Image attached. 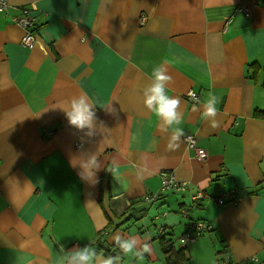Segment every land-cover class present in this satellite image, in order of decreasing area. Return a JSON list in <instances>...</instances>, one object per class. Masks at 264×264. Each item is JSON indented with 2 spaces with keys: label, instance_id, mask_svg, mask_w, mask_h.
Segmentation results:
<instances>
[{
  "label": "crops",
  "instance_id": "obj_1",
  "mask_svg": "<svg viewBox=\"0 0 264 264\" xmlns=\"http://www.w3.org/2000/svg\"><path fill=\"white\" fill-rule=\"evenodd\" d=\"M242 1L6 0L11 16L30 6L35 19L27 44L25 12L0 23V264H58L60 244L122 255L117 233L151 243L140 264H264V0H245L250 17ZM162 64L181 101L175 151L143 103ZM209 93L217 128L203 117ZM80 95L95 105L92 137L64 112ZM91 154L95 185L72 166ZM164 172L182 191H162ZM199 220L211 230L182 244Z\"/></svg>",
  "mask_w": 264,
  "mask_h": 264
},
{
  "label": "clouds",
  "instance_id": "obj_2",
  "mask_svg": "<svg viewBox=\"0 0 264 264\" xmlns=\"http://www.w3.org/2000/svg\"><path fill=\"white\" fill-rule=\"evenodd\" d=\"M171 83L172 77L168 74V69L163 64L156 66L152 71V82L143 91V103L162 122L160 130L165 133L170 132L167 149L175 151L180 147L185 133L180 127L183 123V117L179 111L180 98L170 96L168 93V86ZM196 102L197 104L200 103L199 100ZM219 102L220 98L211 93L203 102V117L209 121L212 128L219 127V121L216 119ZM94 106L85 95H80L74 97L70 101L69 108L64 110L69 125L84 132L87 137L94 136L97 128ZM108 111L110 114L115 115L114 109L108 108ZM46 132L50 131L46 130ZM77 164H79L81 169L78 173L81 179L90 185H95L99 182L97 172L101 169V166L95 154L84 157L80 163H72V166L75 167ZM109 172L115 177L118 174V165H113ZM112 239L122 255L106 256L102 250L98 251L91 243L83 247L73 246L68 250H65V246L60 244L58 264H121V260L124 257H128L134 260L136 264H140L145 259L146 254L148 256L153 254V247L149 241L141 242L135 236L125 238L119 233L115 234Z\"/></svg>",
  "mask_w": 264,
  "mask_h": 264
},
{
  "label": "built area",
  "instance_id": "obj_3",
  "mask_svg": "<svg viewBox=\"0 0 264 264\" xmlns=\"http://www.w3.org/2000/svg\"><path fill=\"white\" fill-rule=\"evenodd\" d=\"M257 3L260 2L261 0H255ZM5 6V3H4ZM3 6V2L2 0H0V9L4 7ZM237 11L242 13L245 17H250L251 16V11L249 9V7L246 5V1H242L238 4L237 7ZM31 8L29 9H25L24 10V15L23 17L19 20V23L21 25H24L25 28H27L29 35L31 36V39L29 38L30 36L27 34V39L25 41V44H27L28 42H30V40H32V38L34 36H32V34L30 33V30L33 27L34 24V17L32 18L31 16ZM17 18V17H15ZM14 18V19H15ZM146 20L145 16H142V20L140 21V23H143ZM32 45V44H31ZM187 99L190 102H193L197 99L196 94L194 92H192L191 90L187 93ZM42 132H46V130L44 128L41 129ZM47 134H51V132H46ZM186 140L189 142V145L192 149H194L196 156L198 158H204L206 157V152L204 149L202 148H198L195 147L194 145V138L193 136L189 135L186 136ZM160 186L162 191H166L169 190L170 188H175L176 190H181L183 189V187L185 186L184 182H179L175 180V177L172 173L170 172H164L161 174L160 176ZM218 203L220 205H222L224 203V199H219ZM193 228L195 229L194 232L197 234H201L203 231H205L206 229H209V227L207 225H205L203 222L201 221H196L195 223H192ZM193 241L192 235L189 231H186L183 236L180 238V242L182 244H187L188 242Z\"/></svg>",
  "mask_w": 264,
  "mask_h": 264
},
{
  "label": "trees",
  "instance_id": "obj_4",
  "mask_svg": "<svg viewBox=\"0 0 264 264\" xmlns=\"http://www.w3.org/2000/svg\"><path fill=\"white\" fill-rule=\"evenodd\" d=\"M9 6H8V4H7V2H6V0H5V6L3 7V8H1L0 9V23H2V19L3 20H9V21H13L14 20V18L15 17H18V16H21V14H23L24 13V10L25 9H29L30 8V6L29 7H23L22 9H20V11H18V15H14V16H11V13L10 12H8L9 10H7L6 11V9L5 8H8ZM32 18H33V16H32ZM35 19V18H34ZM35 41V40H34ZM34 43V42H33ZM263 114H264V112H262ZM170 173H172V172H170ZM173 174V173H172ZM175 177V176H174ZM175 180L176 181H179V180H177L176 178H175ZM166 191H178V190H176L174 187L173 188H170L169 190H166ZM226 195V201H229L231 198H234V196H235V194L233 193V192H231V190H229V191H227V192H224V193H222L221 195ZM221 195L219 196V197H217L216 198V202L218 201V199L221 197ZM150 198H154V195H151V196H149V199ZM220 199H225V198H220ZM200 221V220H199ZM201 222H203L205 225H207L208 227H209V229H206L205 231H204V233L205 232H209L211 229V226H210V224L207 222V221H201ZM193 224H191L190 225V227H189V232H194V228H193V226H192ZM167 244H169V242L167 243ZM167 244L166 245H163V250L165 251V252H168V251H170V246H167Z\"/></svg>",
  "mask_w": 264,
  "mask_h": 264
},
{
  "label": "rangeland",
  "instance_id": "obj_5",
  "mask_svg": "<svg viewBox=\"0 0 264 264\" xmlns=\"http://www.w3.org/2000/svg\"><path fill=\"white\" fill-rule=\"evenodd\" d=\"M74 34L73 33H69L66 37V40L64 41L66 44L69 43V41H71V39L73 38ZM195 223V222H194Z\"/></svg>",
  "mask_w": 264,
  "mask_h": 264
}]
</instances>
